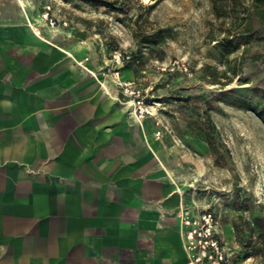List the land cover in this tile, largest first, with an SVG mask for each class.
I'll use <instances>...</instances> for the list:
<instances>
[{
    "label": "rangeland",
    "instance_id": "1",
    "mask_svg": "<svg viewBox=\"0 0 264 264\" xmlns=\"http://www.w3.org/2000/svg\"><path fill=\"white\" fill-rule=\"evenodd\" d=\"M16 1L1 12L73 46L75 78L114 96L184 176V219L222 264H264V0Z\"/></svg>",
    "mask_w": 264,
    "mask_h": 264
},
{
    "label": "crops",
    "instance_id": "2",
    "mask_svg": "<svg viewBox=\"0 0 264 264\" xmlns=\"http://www.w3.org/2000/svg\"><path fill=\"white\" fill-rule=\"evenodd\" d=\"M74 53L0 10V264H190L184 176Z\"/></svg>",
    "mask_w": 264,
    "mask_h": 264
},
{
    "label": "built area",
    "instance_id": "3",
    "mask_svg": "<svg viewBox=\"0 0 264 264\" xmlns=\"http://www.w3.org/2000/svg\"><path fill=\"white\" fill-rule=\"evenodd\" d=\"M183 220L190 264H222L223 258L218 255L217 242L213 239L211 232L209 230L207 232L198 231L193 228L196 225L195 222L193 223L188 219ZM188 227L190 230H187ZM197 242L204 247V250H199L198 253H196Z\"/></svg>",
    "mask_w": 264,
    "mask_h": 264
},
{
    "label": "trees",
    "instance_id": "4",
    "mask_svg": "<svg viewBox=\"0 0 264 264\" xmlns=\"http://www.w3.org/2000/svg\"><path fill=\"white\" fill-rule=\"evenodd\" d=\"M211 1H212L213 6H214V9L216 11H218L219 9H222V8L228 6L229 4L232 5V4L236 3L238 0H211Z\"/></svg>",
    "mask_w": 264,
    "mask_h": 264
}]
</instances>
